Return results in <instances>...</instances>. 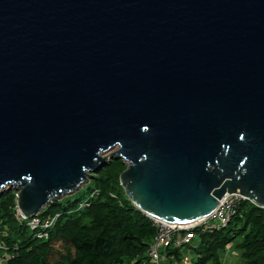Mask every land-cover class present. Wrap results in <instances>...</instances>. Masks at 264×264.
<instances>
[{
	"label": "water",
	"instance_id": "water-1",
	"mask_svg": "<svg viewBox=\"0 0 264 264\" xmlns=\"http://www.w3.org/2000/svg\"><path fill=\"white\" fill-rule=\"evenodd\" d=\"M107 158L164 223L264 208V0H0V192L33 218Z\"/></svg>",
	"mask_w": 264,
	"mask_h": 264
},
{
	"label": "trees",
	"instance_id": "trees-1",
	"mask_svg": "<svg viewBox=\"0 0 264 264\" xmlns=\"http://www.w3.org/2000/svg\"><path fill=\"white\" fill-rule=\"evenodd\" d=\"M125 169L122 160L114 159L93 175L87 196L95 190L99 195L88 208L78 210L86 198L79 193L71 196L74 200L53 201L48 207L60 217L45 242L33 241L15 220L16 197L9 193L0 203V241L10 250L17 247V255L3 264H150L147 250L156 229L125 196L119 183ZM231 243L240 255L239 264H264V209L244 202L226 228L201 235L185 251L194 255L192 264H223L222 254ZM185 251L167 248L165 253L170 262L179 263Z\"/></svg>",
	"mask_w": 264,
	"mask_h": 264
},
{
	"label": "built area",
	"instance_id": "built-area-1",
	"mask_svg": "<svg viewBox=\"0 0 264 264\" xmlns=\"http://www.w3.org/2000/svg\"><path fill=\"white\" fill-rule=\"evenodd\" d=\"M98 195L99 192L94 191L92 194L87 196L85 200L79 204L78 210L88 208L92 200L97 198ZM244 202L252 203L240 194H226L221 200H219V207L216 208L208 218L191 224L190 226H176L148 217L156 229V236L147 250L148 263L160 264L161 260L165 259L170 261L172 258L168 257L165 253L167 248L180 249L182 251L184 249L187 250V248L192 247V245L198 241V238L201 235L206 233L212 234L215 231L226 228L239 207ZM257 207L264 209L261 206ZM13 216L20 225L28 227L32 233V240L35 242L47 241L50 231L55 227L58 218L60 217L59 214H56L45 218L42 217L43 215L39 214L33 218L25 219L21 215L17 204L14 207ZM16 255L17 247H14L13 250H10V247L5 242L0 241V264L6 263L7 261L15 258ZM182 256L183 258L179 263H184L185 261L186 264H192V261L187 260L189 258L185 257V253ZM179 263L175 262V264ZM142 264L147 263L144 262Z\"/></svg>",
	"mask_w": 264,
	"mask_h": 264
},
{
	"label": "rangeland",
	"instance_id": "rangeland-1",
	"mask_svg": "<svg viewBox=\"0 0 264 264\" xmlns=\"http://www.w3.org/2000/svg\"><path fill=\"white\" fill-rule=\"evenodd\" d=\"M116 150L117 149H113V150H111V151H109L108 153H106V155H104V156H110V154H112V153H114V152H116ZM109 156H108V158H109ZM107 158V159H108ZM114 160V159H113ZM112 159L111 160H109L108 159V165L111 163V161H113ZM123 161V160H122ZM97 174V173H96ZM96 174H93V175H96ZM91 181V180H90ZM90 181L87 183V184H84L83 186H82V188H80L79 189V191H77L76 193H74V195L75 194H77V193H79V195H78V197H87V195L89 194V192H90V189L92 188V186H93V184H90ZM95 191H97V190H95ZM9 193H13L14 194V192L12 191V190H3V192H0V203L8 196V194ZM93 193V192H92ZM91 193V194H92ZM72 195V197H77V195ZM15 197H16V195H15ZM67 197V196H66ZM66 197H64L63 199H65ZM69 198L68 199H70V200H74L73 198H71V196H68ZM62 199V200H63ZM54 202H57V201H54ZM60 202V201H59ZM62 203H65V202H62ZM58 209V208H57ZM44 214L45 215H43L42 217H45V218H48V217H51V216H53V215H56V214H54V212H55V208H50V207H46V209H44ZM25 228L27 229V231L29 232V234H30V237L32 236V233H31V231L28 229V227H26L25 226ZM4 232H1L0 231V234H2V235H4L3 234ZM33 239V238H32ZM196 243L197 242H195L192 246H195L196 245ZM234 244L233 243H231V244H229V245H227L226 246V248H225V251H224V253L222 254V259H223V264H239L240 263V255L238 254V252L236 251V250H234ZM165 250V249H164ZM164 250H163V252H164ZM185 250V249H184ZM183 250V251H184ZM162 252V253H163ZM185 257H188L189 259H187V260H190V261H193V258H194V255L192 254V252H190V250L189 251H185ZM170 261H167V259H165V260H161V262H160V264H167V263H169ZM170 264H175V262H173V261H171L170 262ZM179 264H186L185 263V261H184V263H179Z\"/></svg>",
	"mask_w": 264,
	"mask_h": 264
}]
</instances>
